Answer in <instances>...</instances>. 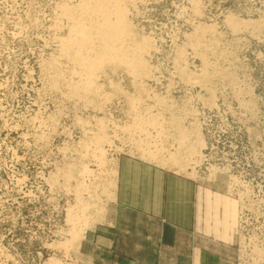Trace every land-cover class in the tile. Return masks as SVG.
<instances>
[{
    "label": "rangeland",
    "instance_id": "obj_1",
    "mask_svg": "<svg viewBox=\"0 0 264 264\" xmlns=\"http://www.w3.org/2000/svg\"><path fill=\"white\" fill-rule=\"evenodd\" d=\"M100 1L0 0V264H104L103 227L144 264H264V0H119L120 36ZM127 163L203 192L189 236L114 225Z\"/></svg>",
    "mask_w": 264,
    "mask_h": 264
},
{
    "label": "crops",
    "instance_id": "obj_2",
    "mask_svg": "<svg viewBox=\"0 0 264 264\" xmlns=\"http://www.w3.org/2000/svg\"><path fill=\"white\" fill-rule=\"evenodd\" d=\"M195 187L188 179L149 166L127 163L117 184L116 202L113 206L116 212L114 225H132L131 219L120 218L118 214L121 212L132 215L133 225H159L161 237H165L166 241L158 244L157 236L144 232L139 234L148 241L155 239L154 242L150 241L155 248L171 244L177 233L189 236L194 225V200L196 198L199 206L203 196V192ZM103 229L107 230L100 243V249L103 250L101 262L104 264H144L167 260L165 254L140 256L136 251L123 252L118 248L120 235H114L112 228ZM169 260L187 263L194 261L189 252L169 257Z\"/></svg>",
    "mask_w": 264,
    "mask_h": 264
},
{
    "label": "bare ground",
    "instance_id": "obj_3",
    "mask_svg": "<svg viewBox=\"0 0 264 264\" xmlns=\"http://www.w3.org/2000/svg\"><path fill=\"white\" fill-rule=\"evenodd\" d=\"M97 2V1H96ZM102 2L106 3V5L108 6L110 4V6H112L111 10H107L108 7L105 6V4L103 5ZM101 3V4H100ZM99 3V5H97V7H95L96 12L101 14V23L100 26L98 27L99 30L103 33H101V35H104L107 33H110L112 35L116 34L119 35L124 31L125 26H124V11H123V5H121L122 2H120L119 0H101ZM109 3V4H108ZM97 4V3H96ZM85 5V4H84ZM83 5V6H84ZM96 6V5H95ZM85 7V6H84ZM61 8V7H60ZM85 9V8H84ZM94 10V9H93ZM91 11V10H90ZM99 11V12H98ZM85 12V11H84ZM88 13V12H87ZM82 16V15H81ZM78 17V16H77ZM80 17V16H79ZM73 20V19H72ZM75 21V20H74ZM81 21V20H80ZM76 23V21H75ZM72 24V23H71ZM98 24V25H99ZM73 28H70L71 30V35L70 37L72 38L71 40H78L81 42H87L90 41V36H89V28L82 22H78L77 24H73ZM69 29V28H68ZM96 31V30H95ZM127 32V31H126ZM125 33V32H124ZM105 35V36H106ZM122 36V35H121ZM95 37V36H94ZM98 37V36H97ZM114 37V36H113ZM117 37V36H116ZM63 38V37H62ZM61 38V39H62ZM110 38V37H109ZM97 39V38H96ZM120 39V38H119ZM115 40V39H114ZM120 41V40H119ZM74 42V41H73ZM91 43V41H90ZM110 44V43H109ZM106 45V44H105ZM76 51V50H75ZM63 54V53H62ZM116 57V56H115ZM82 58V57H81ZM112 60V59H111ZM87 61V60H86ZM102 61L100 60V58H95V59H91L90 61H88L89 64L92 65H98L101 63ZM119 62V61H118ZM130 62V61H129ZM119 64V63H118ZM91 66V65H90Z\"/></svg>",
    "mask_w": 264,
    "mask_h": 264
}]
</instances>
